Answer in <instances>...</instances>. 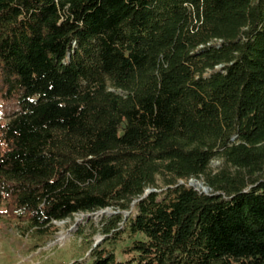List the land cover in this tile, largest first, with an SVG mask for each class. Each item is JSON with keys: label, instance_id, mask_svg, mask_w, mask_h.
I'll use <instances>...</instances> for the list:
<instances>
[{"label": "trees", "instance_id": "16d2710c", "mask_svg": "<svg viewBox=\"0 0 264 264\" xmlns=\"http://www.w3.org/2000/svg\"><path fill=\"white\" fill-rule=\"evenodd\" d=\"M105 209L88 264H264V0H0V216Z\"/></svg>", "mask_w": 264, "mask_h": 264}, {"label": "rangeland", "instance_id": "374dc122", "mask_svg": "<svg viewBox=\"0 0 264 264\" xmlns=\"http://www.w3.org/2000/svg\"><path fill=\"white\" fill-rule=\"evenodd\" d=\"M224 167L221 158H214L210 169L217 172ZM171 175H157L155 187L158 192L167 187ZM197 179V178H195ZM208 186L204 177L197 179ZM190 180L178 179V183ZM195 188L203 191L194 184ZM212 191V190H211ZM210 191V192H211ZM131 211L124 214L128 216ZM118 211L105 209L94 213H77L74 216L54 222L58 231L46 237L34 236L32 232L23 234V225L7 216H0V264H88L90 261L87 244L102 242L101 232L105 217L117 214ZM22 226V227H21Z\"/></svg>", "mask_w": 264, "mask_h": 264}, {"label": "water", "instance_id": "95a60500", "mask_svg": "<svg viewBox=\"0 0 264 264\" xmlns=\"http://www.w3.org/2000/svg\"><path fill=\"white\" fill-rule=\"evenodd\" d=\"M194 181H198V180L195 179V178H191L190 181H189V185L193 186L195 188ZM202 189H203V191H201L199 189H197V190L201 191V192H204L206 194H209V192L212 190V188L210 186H205V188H202ZM156 191H157L156 189H146L144 197L147 196L148 194H150L151 192H156ZM98 244H99V242H96L93 247H96Z\"/></svg>", "mask_w": 264, "mask_h": 264}, {"label": "bare ground", "instance_id": "6f19581e", "mask_svg": "<svg viewBox=\"0 0 264 264\" xmlns=\"http://www.w3.org/2000/svg\"><path fill=\"white\" fill-rule=\"evenodd\" d=\"M194 184L199 188H205V185L201 181H194Z\"/></svg>", "mask_w": 264, "mask_h": 264}]
</instances>
